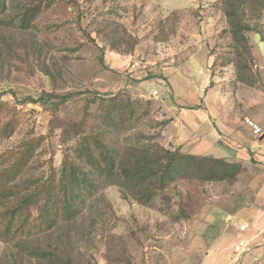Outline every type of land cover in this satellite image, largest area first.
I'll return each instance as SVG.
<instances>
[{
  "label": "rangeland",
  "instance_id": "1",
  "mask_svg": "<svg viewBox=\"0 0 264 264\" xmlns=\"http://www.w3.org/2000/svg\"><path fill=\"white\" fill-rule=\"evenodd\" d=\"M25 1L10 0L0 13V123L14 125L0 140V168L35 140L28 176L53 172L57 179L66 160L76 158L83 134L89 135L87 108H99L91 101L106 95L151 102L150 113L135 122L132 133H145L136 141H151L159 129L165 147L178 146L179 135L192 134L186 123H197L199 106L211 96L237 116L243 138L234 142L248 147L259 140L246 119L264 130L262 2L243 5L244 23L252 27L246 32L252 75L247 84L238 79L233 62L226 0H56L42 7L30 30L20 22ZM135 61L140 65L133 68ZM49 92L77 94L58 109L52 100L24 102L14 96ZM174 121L180 124L175 127ZM207 153L227 155V149L213 146ZM229 174L223 175L225 182L179 179L148 205L124 198L123 189L110 184L55 230L25 235L26 240L0 238V264H264L262 252L248 242L251 216L228 204ZM22 241L37 243L40 253L25 251Z\"/></svg>",
  "mask_w": 264,
  "mask_h": 264
},
{
  "label": "trees",
  "instance_id": "2",
  "mask_svg": "<svg viewBox=\"0 0 264 264\" xmlns=\"http://www.w3.org/2000/svg\"><path fill=\"white\" fill-rule=\"evenodd\" d=\"M248 1L226 0L228 7L225 14L234 47L233 62L237 77L250 84L251 48L246 32L252 27L244 23L243 18V5ZM256 1L262 2L264 6V0ZM9 2L10 0H0V13L7 10ZM54 2L56 0H26L20 4L22 27L25 30L34 28L42 7L48 9ZM256 32L260 33L259 30ZM76 94L49 92L38 98L31 95L23 98L16 94L14 96L24 102L52 100L58 109ZM3 95L0 91V100ZM91 103H96L99 108L96 112L90 111L91 107L87 108L91 120L87 123L90 125V138L86 133L83 134L81 144L74 150L76 158L74 161L66 160L57 179L53 172L46 177L28 176L27 164L34 155L35 140L25 143L19 157L9 167L0 168L1 239L11 240L45 233L55 230L60 222L73 221L88 200L110 184L119 185L123 189L124 198L131 197L140 205H148L162 188L179 179L211 181L226 179L225 174H229H223L219 170L222 167V160L219 158L190 153L184 150L182 144L173 148L165 147L159 140V129H155L157 132L150 137L151 141H136V135L145 136V133H132L135 122L142 114L150 113L151 102L131 100L126 95H106ZM159 124L162 127L164 120L159 121ZM13 130L11 121L0 123V140L8 137ZM2 158L0 152V159ZM229 175L232 178L235 173ZM32 209L37 211V215H32ZM21 246L25 251L29 249L36 254L40 253L34 248L37 243L22 241Z\"/></svg>",
  "mask_w": 264,
  "mask_h": 264
},
{
  "label": "crops",
  "instance_id": "3",
  "mask_svg": "<svg viewBox=\"0 0 264 264\" xmlns=\"http://www.w3.org/2000/svg\"><path fill=\"white\" fill-rule=\"evenodd\" d=\"M198 110L201 112L197 123H186L192 134L185 137L179 135L180 144L190 153L221 159L224 173H235L229 182L228 204L251 216L254 232L248 237V242L252 244V249L257 248L264 255V130L261 128L263 134L259 140H253L251 146L237 144L234 139L243 138L240 126L236 123L237 116L215 96L208 98ZM179 124V121H174L175 127ZM208 133L215 139L209 138ZM229 139H233V142ZM213 146L225 147L227 155L207 153ZM244 224L249 226L248 223ZM247 250H251L250 247Z\"/></svg>",
  "mask_w": 264,
  "mask_h": 264
},
{
  "label": "built area",
  "instance_id": "4",
  "mask_svg": "<svg viewBox=\"0 0 264 264\" xmlns=\"http://www.w3.org/2000/svg\"><path fill=\"white\" fill-rule=\"evenodd\" d=\"M140 65V63L138 62V61H135V62H133V63H131V66L133 67V68H135V67H137V66H139ZM158 91L157 90H153V92H152V96H154V97H157L158 96ZM246 123L249 125V126H251L252 128H253V132H254V134H256V135H261V134H263V130L261 129V127L258 125V124H256L253 120H251V119H249V118H247L246 119ZM247 224H243L242 225V229H246L247 228Z\"/></svg>",
  "mask_w": 264,
  "mask_h": 264
}]
</instances>
